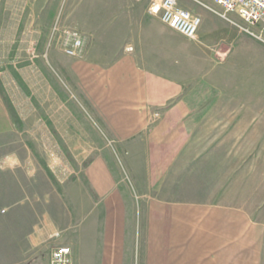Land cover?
Returning a JSON list of instances; mask_svg holds the SVG:
<instances>
[{"label":"rangeland","instance_id":"rangeland-1","mask_svg":"<svg viewBox=\"0 0 264 264\" xmlns=\"http://www.w3.org/2000/svg\"><path fill=\"white\" fill-rule=\"evenodd\" d=\"M38 1L1 2L0 101L17 119L7 109L10 130L0 134V214L52 211L76 225L80 218L71 189L80 183L96 198L86 172L101 160V149L116 152L105 158L128 195L141 193L123 148L111 137L101 142V133L110 132L96 123L80 93L82 72L71 71L86 56H67L60 34L53 32L55 25L79 30L69 18L68 6L74 7L75 0H48L41 9L35 6ZM99 1L97 22L88 19L86 24L142 25L150 3ZM178 2L200 16L202 26L196 41L178 46L172 73L187 86L167 104L173 124L165 127L159 143L151 144V167L160 170L154 189L147 187L149 197L164 202L209 199L216 187L232 195L240 188L246 203L256 206L264 193V35L237 15L224 17L212 0ZM176 38L182 43L183 36ZM91 47L86 44L84 54ZM164 115L153 113L151 125ZM134 160L145 172L146 161ZM94 175L101 180V173ZM225 181L229 183L222 189ZM53 247L37 264H45Z\"/></svg>","mask_w":264,"mask_h":264},{"label":"crops","instance_id":"crops-1","mask_svg":"<svg viewBox=\"0 0 264 264\" xmlns=\"http://www.w3.org/2000/svg\"><path fill=\"white\" fill-rule=\"evenodd\" d=\"M47 2L39 0L35 6L41 9ZM75 2L68 6L69 18L78 24L72 26L92 47L71 71L82 72L80 93L96 123L110 132L101 133V142L111 137L123 148L141 196L128 195L114 176L105 157L116 152L101 149V160L98 157L86 172L96 198L80 183L71 189L78 224L52 211L0 214V264H37L47 248L60 245L71 247L73 264H264V193L256 206L246 203L240 188L232 195L216 187L209 199L164 202L149 197L147 187L154 189L160 170L151 167V144L159 143L165 127L173 124L167 104L187 86L172 71L178 46L188 39L183 37L181 43L179 33L149 11L142 25H89L88 19L97 22L100 1ZM128 46L134 48L132 53L126 52ZM153 113H165L155 126ZM50 125L57 135L56 125ZM9 130V113L0 101V134ZM139 145L143 149L138 150ZM137 158L143 159L140 164L146 161L143 173ZM4 164L14 168L9 160ZM75 187L80 192L75 193ZM50 255L45 264H50Z\"/></svg>","mask_w":264,"mask_h":264},{"label":"built area","instance_id":"built-area-1","mask_svg":"<svg viewBox=\"0 0 264 264\" xmlns=\"http://www.w3.org/2000/svg\"><path fill=\"white\" fill-rule=\"evenodd\" d=\"M222 7L224 17L234 14L247 24L258 28L264 35V0H212ZM148 11L160 18L167 25L184 38L196 41L202 26L200 16L182 7L178 0H150ZM54 34H60L63 51L69 57H82L86 39L77 29L55 25ZM134 48L128 46L126 52L132 53ZM159 116V114H156ZM50 264H73L72 249L69 246H56L50 255Z\"/></svg>","mask_w":264,"mask_h":264},{"label":"trees","instance_id":"trees-1","mask_svg":"<svg viewBox=\"0 0 264 264\" xmlns=\"http://www.w3.org/2000/svg\"><path fill=\"white\" fill-rule=\"evenodd\" d=\"M5 102H6V101H5ZM6 104H7V102H6ZM7 109H8V111L11 113V116L13 117V114H12L13 109H12L11 107H9L8 104H7ZM13 119L16 120L17 118H14V117H13Z\"/></svg>","mask_w":264,"mask_h":264}]
</instances>
